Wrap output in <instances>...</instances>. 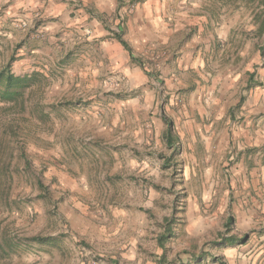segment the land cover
Returning <instances> with one entry per match:
<instances>
[{
    "label": "rangeland",
    "instance_id": "rangeland-1",
    "mask_svg": "<svg viewBox=\"0 0 264 264\" xmlns=\"http://www.w3.org/2000/svg\"><path fill=\"white\" fill-rule=\"evenodd\" d=\"M50 1L88 8L86 26L51 33L58 15L45 7L0 22V58L46 77L24 111L0 112V140L8 125L33 133L0 145V231L15 240L0 246V264H160L163 253L176 264H264V36L247 2L170 0L173 28L186 14L168 41L145 47L124 25L141 0L124 13ZM92 19L108 33L92 36ZM231 215L228 245L219 234Z\"/></svg>",
    "mask_w": 264,
    "mask_h": 264
},
{
    "label": "crops",
    "instance_id": "crops-1",
    "mask_svg": "<svg viewBox=\"0 0 264 264\" xmlns=\"http://www.w3.org/2000/svg\"><path fill=\"white\" fill-rule=\"evenodd\" d=\"M12 3L11 8L6 13L0 14V22L3 26V22H7L8 17H12L13 15H18L20 8H23L22 11H34L41 7L44 8V12L47 16L50 15H58V17L54 18L53 21L47 23L46 29L48 28L51 33H56L62 28L65 30H74L78 33L80 32V28L86 26V23L83 22L86 20L90 14L88 15V8L74 10V5L70 6V4L66 2H53L50 1L47 3L46 0H0V4L9 2ZM91 7L98 9L101 13L109 12V10L115 9L116 11H120V13H124L126 8L131 0H124L123 4L120 5V0H87ZM88 3L85 2V5L88 6ZM46 4V6H45ZM59 4V5H58ZM169 4L170 0H141L135 6V11L132 15H127L124 25L126 26L125 35L130 37L131 39H135L139 45L149 46L151 41H155L156 43L168 41L171 37V34L174 30L178 29L177 22L181 15H185V12H179L181 15L177 17V12L175 13L174 20L176 21L175 28L172 27V22L168 21L171 19L169 15ZM39 7V8H38ZM68 7V8H67ZM2 6L0 5V10ZM78 12V13H77ZM73 13V14H72ZM171 13V12H170ZM77 16H72V15ZM173 14V12L171 13ZM29 15V13L25 14ZM124 16V14H122ZM79 17V18H77ZM166 17H168L166 19ZM185 16H183L184 18ZM13 20V18H10ZM172 20V19H171ZM95 22V24H94ZM91 23L94 25V30L92 32V36H100L107 34L108 31L102 28L97 20H91ZM90 23V24H91ZM70 27V28H68ZM181 28V27H180ZM120 29V27H119ZM97 33V34H96ZM70 35L68 34L66 38ZM52 37V36H51ZM50 37V38H51ZM142 41V42H141ZM135 45V43L132 42Z\"/></svg>",
    "mask_w": 264,
    "mask_h": 264
},
{
    "label": "trees",
    "instance_id": "trees-1",
    "mask_svg": "<svg viewBox=\"0 0 264 264\" xmlns=\"http://www.w3.org/2000/svg\"><path fill=\"white\" fill-rule=\"evenodd\" d=\"M228 2L235 1V0H226ZM246 3V8L251 9L252 12L255 15L256 23L258 25L257 31L258 34L261 36H264V0H243V4ZM116 38L120 41V43L129 51V54L131 58L135 59L133 49L130 46V44L123 38V31L119 29V32L115 33ZM264 50V39L262 41V44L260 46ZM15 60V57L11 56L7 61L4 62L3 59L0 58V112H12L14 110L17 111H24L26 109V103L29 99V94L34 93L36 91H40L42 88L43 80L46 79L45 75L43 73H35V74H17L13 68L12 63ZM254 80V74L251 73L249 76V82L248 86L252 87V83ZM42 92V91H41ZM167 130L165 134V138L169 144V146H172L174 143L173 140V134H172V122L167 121ZM26 132L25 136L27 138L32 137V131L29 129L24 130ZM22 134V136H20ZM21 131H19L17 128H14L11 125H8L6 127V132L4 134V137L0 140V145H5L7 143L13 144L14 141L20 142L21 139H25ZM14 140V141H13ZM23 160H25L26 164L29 166V161L26 159L25 153L22 152ZM4 157L2 152L0 151V180L2 177H4L8 172V164L4 161ZM37 186L42 189L41 197L46 196L47 188L42 182L41 179H38ZM172 218L166 220L165 225V232L160 234L157 238L159 246L166 251L167 250V243L168 241L174 237V227L171 224ZM234 223V216L231 215L226 218L225 221V227L224 231L219 234V239L226 243L230 244L232 242L231 240H228V238H225L226 234L230 233L233 229L232 225ZM0 235H2V232L0 231ZM0 236V246L3 244H6L10 241H15L14 238H11L9 235L4 233ZM232 236V235H231ZM235 238V237H234ZM244 239V238H243ZM241 239V240H243ZM34 242H42L45 239L40 236H33L30 239H27ZM30 241H26L28 244ZM235 242V241H234ZM22 243V242H21ZM219 243V242H218ZM14 245V244H13ZM12 245V246H13ZM196 258H202L201 256ZM215 259H219V257L215 256ZM158 262L160 264H176L175 261H169L166 258L165 253L161 254L158 258ZM226 264V263H223Z\"/></svg>",
    "mask_w": 264,
    "mask_h": 264
},
{
    "label": "built area",
    "instance_id": "built-area-1",
    "mask_svg": "<svg viewBox=\"0 0 264 264\" xmlns=\"http://www.w3.org/2000/svg\"><path fill=\"white\" fill-rule=\"evenodd\" d=\"M17 25L22 27V26H25V23H23V24H19V23H18Z\"/></svg>",
    "mask_w": 264,
    "mask_h": 264
}]
</instances>
